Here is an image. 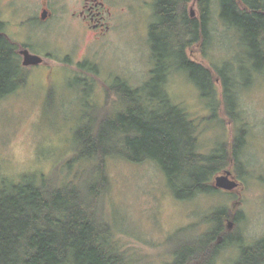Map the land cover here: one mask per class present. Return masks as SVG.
<instances>
[{
	"label": "rangeland",
	"instance_id": "374dc122",
	"mask_svg": "<svg viewBox=\"0 0 264 264\" xmlns=\"http://www.w3.org/2000/svg\"><path fill=\"white\" fill-rule=\"evenodd\" d=\"M11 1L0 0L6 31L14 41H27L34 51L50 56H45L48 66L27 67L26 83L0 97V187L33 175L39 182L80 183L92 168L86 171L87 164L72 161L80 125L124 108L119 100L106 108L108 86L128 82L143 88L153 75L156 62L147 29L157 0H111L117 8H125L124 19H114L119 24L101 39L67 32L57 19L22 25L24 19H8L21 12L10 11ZM14 1L23 6L27 0ZM216 22L207 54L197 48L186 53L207 66L231 63L226 77L237 76L231 114L226 112L221 80L209 100L174 58L166 59L171 68L160 86L171 103L180 105L197 123L204 153L230 143L239 128L246 130L240 152L244 167L233 172L242 181L238 195L218 188L181 199L154 161L109 157L108 186L100 206L133 264H165L171 260V241L206 231L211 225L206 218L224 208L239 217L232 222L226 219L238 240L219 249L216 264H238L242 246L264 237V74L252 67L240 37L233 33L230 39L224 37L223 25ZM80 63L94 69L81 68ZM160 86H152L148 94H158ZM180 229L185 231L177 235Z\"/></svg>",
	"mask_w": 264,
	"mask_h": 264
},
{
	"label": "trees",
	"instance_id": "16d2710c",
	"mask_svg": "<svg viewBox=\"0 0 264 264\" xmlns=\"http://www.w3.org/2000/svg\"><path fill=\"white\" fill-rule=\"evenodd\" d=\"M191 8L196 10L195 16H191ZM155 10L153 75L143 88L128 82L108 86L106 108L116 100L124 108L116 115L83 121L76 132L72 161L87 164L86 171L92 167L88 178L80 183L70 180L57 184L50 179L39 182L33 175L0 187V264H133L132 255L100 206L108 186L105 170L109 157L154 161L181 199L217 190V174L244 167L240 152L246 130L239 128L230 143L204 153L197 123L180 105L171 103L160 83L171 68L166 59L174 58L175 65L188 73L209 100L221 80L230 115L229 102L233 100L235 106L237 100V76L226 77L231 63L207 66L186 51L197 48L206 55L218 21L223 25L222 35L230 39L231 33L237 34L252 67L264 74V0H157ZM20 47L6 35L0 21V97L27 81ZM80 67L94 69L81 63ZM155 85L161 87L160 92L148 94ZM206 219L211 221L206 231L171 241V260L165 264H216L219 249L238 240L226 225V219H239L232 211L224 208ZM238 264H264V237L242 246Z\"/></svg>",
	"mask_w": 264,
	"mask_h": 264
},
{
	"label": "flooded vegetation",
	"instance_id": "af4514ba",
	"mask_svg": "<svg viewBox=\"0 0 264 264\" xmlns=\"http://www.w3.org/2000/svg\"><path fill=\"white\" fill-rule=\"evenodd\" d=\"M157 2V1H156ZM17 1L12 0L9 3L10 11L17 13L21 10L20 13H17L19 16H15L14 18L8 19H24L22 21V25L29 23L30 21H41L48 22L52 19H57L59 22L62 21L63 30L67 32L74 33L75 35L88 36L91 35L94 39H101L107 33L112 31L118 22L114 19H124L122 14L125 10L123 6L117 8L115 2L111 0H27L23 6H17ZM156 6V4H155ZM25 7V10L22 8ZM155 7L153 10V20L148 25V39L150 40V45L152 49V41H151V32L153 29V24L155 23ZM4 19L1 16L0 9V21L4 25ZM6 35L14 40L10 34L6 31ZM16 41V40H15ZM20 44V48L18 49L19 54L21 55V61H23V55L21 54V50L29 49L30 52L34 54H38L42 56L43 62L37 65H29L31 66H48L45 62V56L49 57L50 52L43 54L36 52L32 49L31 44L27 41H17ZM82 62V61H81ZM23 64V63H22ZM233 175L237 178L238 176L233 173ZM238 181V185L241 186V182ZM237 188L232 191H228L231 194H237ZM238 195V194H237ZM239 197V196H238Z\"/></svg>",
	"mask_w": 264,
	"mask_h": 264
},
{
	"label": "water",
	"instance_id": "95a60500",
	"mask_svg": "<svg viewBox=\"0 0 264 264\" xmlns=\"http://www.w3.org/2000/svg\"><path fill=\"white\" fill-rule=\"evenodd\" d=\"M190 14L191 16H195L196 10L194 8H191ZM21 54L23 55L22 63L24 66L40 64L44 59L42 56L30 52L29 49L21 50ZM214 185L217 188L232 191L237 188L238 181L233 175L232 171L230 169H227L215 177Z\"/></svg>",
	"mask_w": 264,
	"mask_h": 264
}]
</instances>
